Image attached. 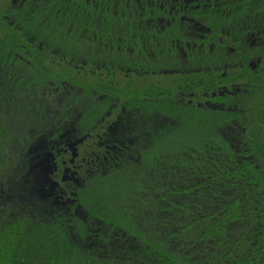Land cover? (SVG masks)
<instances>
[{
    "label": "flooded vegetation",
    "instance_id": "flooded-vegetation-1",
    "mask_svg": "<svg viewBox=\"0 0 264 264\" xmlns=\"http://www.w3.org/2000/svg\"><path fill=\"white\" fill-rule=\"evenodd\" d=\"M0 89L20 135L6 199L87 223L102 184H178L250 152L264 0H0Z\"/></svg>",
    "mask_w": 264,
    "mask_h": 264
},
{
    "label": "trees",
    "instance_id": "trees-1",
    "mask_svg": "<svg viewBox=\"0 0 264 264\" xmlns=\"http://www.w3.org/2000/svg\"><path fill=\"white\" fill-rule=\"evenodd\" d=\"M8 107L0 89V264H264V116L245 138L250 152L225 147L216 174L163 186L134 178L82 195L90 224L6 199L20 141Z\"/></svg>",
    "mask_w": 264,
    "mask_h": 264
},
{
    "label": "water",
    "instance_id": "water-1",
    "mask_svg": "<svg viewBox=\"0 0 264 264\" xmlns=\"http://www.w3.org/2000/svg\"><path fill=\"white\" fill-rule=\"evenodd\" d=\"M44 159L39 160L37 163H30L27 169V173L33 172V176L35 177V181L41 182L43 175L49 171V168L45 167Z\"/></svg>",
    "mask_w": 264,
    "mask_h": 264
}]
</instances>
